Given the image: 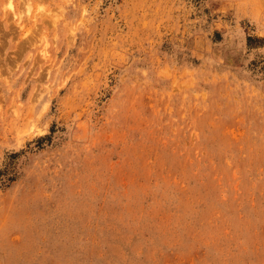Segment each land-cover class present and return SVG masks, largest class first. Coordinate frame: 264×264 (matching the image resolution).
Returning <instances> with one entry per match:
<instances>
[{
    "label": "rangeland",
    "instance_id": "1",
    "mask_svg": "<svg viewBox=\"0 0 264 264\" xmlns=\"http://www.w3.org/2000/svg\"><path fill=\"white\" fill-rule=\"evenodd\" d=\"M0 264H264V0H0Z\"/></svg>",
    "mask_w": 264,
    "mask_h": 264
}]
</instances>
